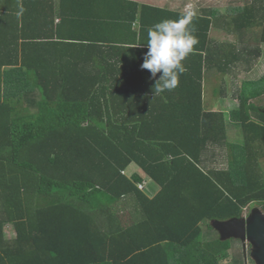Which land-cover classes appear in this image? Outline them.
<instances>
[{"label": "trees", "instance_id": "obj_1", "mask_svg": "<svg viewBox=\"0 0 264 264\" xmlns=\"http://www.w3.org/2000/svg\"><path fill=\"white\" fill-rule=\"evenodd\" d=\"M184 12L0 0V264H239L211 221L264 212V75L233 87L228 112L203 92L217 76L223 99L261 55L264 0L195 11L187 71L154 94L147 30Z\"/></svg>", "mask_w": 264, "mask_h": 264}, {"label": "clouds", "instance_id": "obj_2", "mask_svg": "<svg viewBox=\"0 0 264 264\" xmlns=\"http://www.w3.org/2000/svg\"><path fill=\"white\" fill-rule=\"evenodd\" d=\"M195 17V10L189 8L177 19L165 18L148 28V50L144 53L140 67L150 72L151 79L160 74L154 85V94L177 88L180 76L187 71L183 61L194 52V46L199 43L193 34L195 27L191 26ZM251 208H245L248 209L247 213Z\"/></svg>", "mask_w": 264, "mask_h": 264}, {"label": "rangeland", "instance_id": "obj_3", "mask_svg": "<svg viewBox=\"0 0 264 264\" xmlns=\"http://www.w3.org/2000/svg\"><path fill=\"white\" fill-rule=\"evenodd\" d=\"M140 2L143 1H147L150 2L152 4H156L158 6H164V7H173V8H181L182 10L186 11L189 8L197 11L199 8L202 7H215L218 10H220L221 12H224L225 8L227 6H233V5H242L244 3V0H138ZM258 30V29H256ZM212 37L216 40L219 41H223V40H234L236 39V37L233 34H227L222 30H212L211 33ZM250 44L254 45L255 42L253 40L250 41ZM260 48H261V55L259 56V58L255 61V63H253L251 70L250 71H246L243 69L241 72H239L238 76L233 79L231 76L226 75L225 79H226V84L225 86L227 87V90H229L228 94L226 93L224 98H220L221 96H213V87H218L219 85H221L220 83V79L217 76L211 77L209 80H207L204 84L205 90H204V106L207 109H224L225 112L227 111V107L233 106L234 104H237V100L236 98L232 95V92H234V86H239L240 81L241 80H256L258 78H260L261 76L264 75V43L259 44ZM253 47V46H252ZM229 129V133H228V139L230 140H241L242 139V134H241V130L238 126H232ZM220 165H222V163H218ZM134 170H139L137 166L135 165H131L130 168L128 169V172L131 173ZM254 206H258L257 204H251L249 205L248 208ZM248 209H244L243 214L247 213ZM6 236L10 237L13 235V231L9 228L6 227L5 230ZM232 249L230 251H232L233 253H237L236 254V258L238 261V257L237 255L240 254L239 252H237V249L239 247L238 241L233 239L232 243H231ZM240 249V248H239ZM239 264L242 263V258H239ZM249 264H252V262L250 260Z\"/></svg>", "mask_w": 264, "mask_h": 264}, {"label": "water", "instance_id": "obj_4", "mask_svg": "<svg viewBox=\"0 0 264 264\" xmlns=\"http://www.w3.org/2000/svg\"><path fill=\"white\" fill-rule=\"evenodd\" d=\"M211 225L221 240L234 238L248 243L253 264H264V212L259 207L254 206L239 217L214 219Z\"/></svg>", "mask_w": 264, "mask_h": 264}, {"label": "flooded vegetation", "instance_id": "obj_5", "mask_svg": "<svg viewBox=\"0 0 264 264\" xmlns=\"http://www.w3.org/2000/svg\"><path fill=\"white\" fill-rule=\"evenodd\" d=\"M236 240L238 241V244H239L237 252L240 253V254L237 255L238 259L242 258V264H249L248 260H250L252 262V264H253V261L250 258V251L248 250L249 249V245L239 241L238 239H236ZM235 254H237V253H235Z\"/></svg>", "mask_w": 264, "mask_h": 264}]
</instances>
